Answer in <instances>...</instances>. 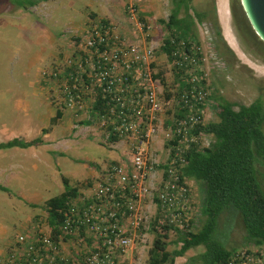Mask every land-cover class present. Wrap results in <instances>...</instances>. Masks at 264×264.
<instances>
[{"label": "built area", "instance_id": "obj_1", "mask_svg": "<svg viewBox=\"0 0 264 264\" xmlns=\"http://www.w3.org/2000/svg\"><path fill=\"white\" fill-rule=\"evenodd\" d=\"M123 11L130 39L120 24L88 17L70 33L75 34L66 49L38 69V77L55 112L68 111L73 129L99 135L107 144L112 137L122 140L124 157L100 169L89 192L70 199L53 228L34 224L17 235L3 264H134L136 240L144 242L151 228L160 234L164 227L188 231L200 215L182 172L187 153L211 141L196 128L216 114L205 82V63L213 67L219 61L210 26L197 24L207 42L204 52L198 41L191 42L189 51L199 53L197 59L183 40L170 39L171 66L188 61L182 73L188 84L176 94L175 112L169 114L171 97L152 78L154 46L145 42L150 26L133 3ZM158 133L162 143L169 142L163 154L149 146ZM254 251L236 250L227 264H264L262 252Z\"/></svg>", "mask_w": 264, "mask_h": 264}, {"label": "rangeland", "instance_id": "obj_2", "mask_svg": "<svg viewBox=\"0 0 264 264\" xmlns=\"http://www.w3.org/2000/svg\"><path fill=\"white\" fill-rule=\"evenodd\" d=\"M12 1L15 0H0L1 128L5 126L9 127L12 124V119L18 115V113H15L13 110V101L11 100L12 97L18 95L19 90L27 89V80L28 78L30 79L32 77H36L37 69L49 64H47L46 60L44 59H42V61H31V55L35 53L38 48L35 45L25 43L16 35L19 32V29H21L19 28V25H25V19H29L31 23H35V20H38L42 23L43 20L40 19V16H38V13L34 8L24 9L15 5V3ZM84 1L85 0H73V3L69 9L74 20L80 19L79 21H81L85 16L90 17L88 16V12L84 9ZM100 1L101 4L98 3L97 5L96 2L95 5L91 4V7L95 10L98 8L101 10H99L100 12L95 13L93 17L99 18L98 16L105 15L106 17L101 19L108 21L112 20V22L117 23L116 26L121 25L122 27L120 29L124 30L130 39L131 24L126 23L125 21L123 11L124 6L121 5V0ZM147 1L149 0H145V5H148ZM212 1L213 0H191L189 9L190 14L192 13L196 18L200 17L199 14H202L204 18L200 21L203 20L202 22H207V19L211 13ZM134 2L132 0L130 1V3H133L135 7L139 9L140 6L138 7V5ZM153 2L154 7L152 11H137V15L141 18V20L150 26V32L149 35L145 37V42L147 45L152 44L154 46L153 65L150 67L151 73L156 74L158 71L160 72L159 77L156 79L159 81L160 87L162 88L164 94L170 95L171 97V107L167 110L169 114H171L175 112L176 99L175 86L172 84V80L174 79V69L171 66L170 60L163 52L159 50L158 47L161 44L162 37L166 35V30H163V27L158 20L167 19L172 7V3L171 0H153ZM57 3L58 8L56 10L59 11H54V13L51 15V18L46 19V22H52L51 19L55 18L61 13L63 3L60 0H58ZM230 6H232L233 9L231 28L237 38V41L239 42L240 51L238 52V49H236L239 58L236 57L235 53L231 51L234 55L225 53L224 56H221L217 54L219 61H217L216 65L213 67H211V63H205V82L207 84L210 98L216 102L218 100V96H220L225 100L240 104H248L254 99L259 98V100L261 99L263 101L262 102L260 100L264 107V61L254 58V56L248 52L249 46L245 43L243 35L237 27L236 23L239 25L241 20L244 21V15L240 7L239 0H227V11L229 16H231ZM179 14H181V12ZM196 18H194V20ZM82 22L83 21L79 22V26ZM60 23L63 24H56L54 26L52 23L49 29L53 30L55 27L64 29L67 25L66 22ZM71 32L73 31L70 30L68 35L63 37V44L65 43L66 45V43L70 41L72 35L75 34H70ZM136 34L138 35V33ZM140 37L142 36H137L134 39L139 40ZM196 37L201 50L204 52L207 42L204 38H202L201 34L199 36L198 29H196ZM42 41H44V39H42ZM33 114L35 115V113ZM211 116V121L216 119L215 114ZM262 129L264 131V127H262ZM7 131L12 133V130H9V128ZM80 133L86 136V140L83 141V143L86 144H68L67 140H55L48 142V148L50 150H54L55 153H60L59 162L57 158L52 157L50 154L49 157L44 155V152L41 150V148L37 149V153L39 155L35 160L36 164L33 168L31 165L33 161L32 155H28L27 158H20L17 162L12 161L8 163V161L3 159L0 160L1 167H3L8 172L16 173L13 177L17 176V172H22L24 174L18 175L20 179L23 177L26 178V181L23 183L25 185L24 191L27 193H34L35 195L33 197H27H30L35 201V203H38L36 205H26L23 203L22 198H20V200H16L17 192L15 189L19 188V185L16 186L18 182L10 181L9 183L4 184L2 181H0V185H2L0 186V190L7 194V197L2 196L0 191V225L3 226L5 232L4 237L0 235V264H3L6 261L8 253L10 252L14 239L17 235H25L26 231L31 230L34 224L41 225L44 229H46V212L37 205L42 203V200L57 195L61 190V187H63L62 183L58 180V175L55 174L53 169H57L58 167L60 173L67 176L70 180H74V178L71 176L72 174L67 172V169L75 166H82L81 163L73 161L74 159H87L82 162L85 166H87L107 156V153L100 146V144L105 145L107 143H103L100 140L99 135H90L89 132L85 130H81ZM79 135L80 134H77L76 136ZM87 135L89 137H87ZM0 137L1 139H4L7 136ZM90 137H92V139ZM208 137L211 139L210 135H208ZM165 144H158L159 149H156L158 154H163L165 150ZM4 154L6 156V152ZM24 159L26 160L25 162L23 161ZM258 165L260 164L254 162L253 168L255 170L256 180L264 193V179L261 176L262 174H257L255 169L256 166L258 172L262 170V168ZM81 173L83 174L84 172L82 171ZM186 180L189 185L190 200L195 207H200L201 193L199 184L188 178H186ZM84 181H86V179L81 181L82 187L85 185ZM89 182H91V180ZM86 184L87 185L85 186L87 187L89 184ZM2 188H5V190ZM27 218L29 219V222L23 224V221ZM200 218L201 216L198 214L196 219H194L195 221H193L188 226V231H195L200 227ZM162 233H165V237L162 238V240L165 242L166 250L170 251L179 247L180 243H175L177 233L174 229H167ZM216 235L220 239H223V242L227 248L233 247L235 248V251L242 249L254 251L257 249L249 242L247 243V241L243 240L244 231L239 223L238 218L228 212H223L219 216L216 226ZM153 237L154 232L149 231L144 242H138V240H136L135 247L139 251V259L135 260L134 264L144 263L147 256V249L149 248ZM202 250V246L190 248L186 250L182 256L175 257L173 264H198L199 262L197 258L193 257L202 252Z\"/></svg>", "mask_w": 264, "mask_h": 264}, {"label": "trees", "instance_id": "obj_3", "mask_svg": "<svg viewBox=\"0 0 264 264\" xmlns=\"http://www.w3.org/2000/svg\"><path fill=\"white\" fill-rule=\"evenodd\" d=\"M36 1L15 0L12 2L26 9L33 6ZM190 2L191 0H171L172 7L167 19L158 20L163 30H166L159 50L168 59L171 57L170 51L173 48L170 39L176 42L183 40V48L190 56L195 59L200 56L199 53L189 51V47L191 42L197 43L198 41L197 24L203 21L200 20L204 16L199 14L200 17L196 18L192 13L190 14ZM230 12L232 19V6H230ZM90 17L94 18L93 15ZM208 22L215 52L221 56L225 53L233 55L221 36L213 9H211ZM236 24L245 43L249 46L248 52L254 58L264 61V43L251 30L245 16L244 21L241 20L239 25ZM186 63L188 64V61L179 59L177 67H173L172 84L175 86L177 95L180 89L188 84L186 76L182 75ZM159 74V71L152 74V78L159 77ZM260 100L256 98L248 104H240L218 96L215 102L216 119L196 127L204 134L210 135L211 141L208 146L199 150L192 149L187 153L188 162L182 172L185 178L199 184L201 225L195 231H180L173 228L177 233L175 243L178 242L180 245L170 251L166 250L165 242L162 240L165 233L160 234L151 228L154 237L147 249L146 260L143 264H173L175 257L182 256L186 250L196 246L203 247L202 252L193 257L197 258L198 264H227L235 253V248H227L223 239L216 235L217 221L223 212H228L238 218L244 231L243 240L257 248L254 253L261 251L264 255V193L256 180L253 168L254 162L259 163L258 166L262 170L258 172L256 166L255 169L257 174H262L264 179V131L262 129L264 127V107ZM58 115L59 112L56 111L55 117ZM51 123L52 119L49 120V124ZM42 131L44 132V128ZM114 140L116 138L112 137L111 141ZM41 143L42 140L39 137L27 141L13 137L0 141V148L14 146L25 148ZM167 145L169 142L165 144ZM60 179L63 186L62 191L37 205L45 210L47 226L50 228L61 220L66 204L79 193L75 186L68 183L66 177L61 175ZM2 189L5 190V188ZM163 229L167 230L168 227ZM246 251L250 252L249 249ZM262 261L264 262V257Z\"/></svg>", "mask_w": 264, "mask_h": 264}, {"label": "crops", "instance_id": "obj_4", "mask_svg": "<svg viewBox=\"0 0 264 264\" xmlns=\"http://www.w3.org/2000/svg\"><path fill=\"white\" fill-rule=\"evenodd\" d=\"M63 3L61 8V13L57 15L55 18L51 19L52 22H46V19L51 18L52 13L58 8V0H37L33 6L27 7V9L34 8L40 19L43 20L41 23L38 20H33L35 23H31L29 19H25V25H19L21 29L16 34L17 37L21 38L25 43L35 45L38 49L35 53H33L30 57L31 61L46 60L47 64L52 62L56 59L60 53V51L65 50L63 45V37L68 35L70 30L77 32L81 28L82 24L86 20V16L84 17L81 25L79 26L80 19L74 20L73 16L70 14V6L73 3V0H60ZM131 0H121V5L124 6L127 2ZM134 3L140 6L138 11H152L154 7L153 0L147 1L148 5H145V0H132ZM95 2L101 4L100 0H85L84 1V9L88 12V16L93 15L95 13L100 12L101 10L94 9L91 7V4L95 5ZM214 7H215V15L217 22L219 24L221 36L225 42V44L229 47V49L235 53V56L239 58L238 52L239 50V42L237 41L236 36L233 33L231 28L232 20L231 16L227 11V0H214ZM100 10V11H99ZM30 13V12H29ZM37 16V17H38ZM99 18H105V15L98 16ZM112 21V20H111ZM60 22H66V27L62 28H54L50 30L51 24L55 26L56 24H63ZM44 39V41H42ZM62 45V46H61ZM68 46V44H67ZM66 46V47H67ZM238 49V52L236 51ZM234 55V54H233ZM234 56V57H235ZM46 64V65H47ZM45 65V64H44ZM48 94V87L43 86L42 83L39 81L38 77V69L36 77L28 78L27 80V89L26 90H19L18 95L12 97V107L15 113H18L16 117L12 119V124L7 127H3L0 125V136H7L0 141L8 140L13 137H18L20 139L27 141L32 138L39 137L42 140L41 144H36L33 146H28L25 148L21 147H10V148H0V160L3 159L8 161V163L12 161H18L20 158H27L28 155H32V168L35 166V160L38 157L37 149L41 148L44 152V155L49 157V154L57 158L58 162L60 161V153H55L54 150H50L48 148V142L52 141H59V140H67L68 144H86L83 143L86 140V136L81 134L79 129H73L70 114L68 112L59 113L58 116L55 117V108L51 104L49 94ZM35 113V115L33 114ZM174 113V112H173ZM23 114V115H22ZM52 119V123L49 125V120ZM12 130V133H9L7 129ZM44 128V132L42 129ZM80 134L79 136H76ZM90 134V133H89ZM91 135V134H90ZM87 137H89L87 135ZM162 134L158 133L151 141H150V148L159 149L158 144H164ZM3 138V137H2ZM92 139V137H90ZM51 139V140H49ZM76 139V140H71ZM66 143V142H64ZM76 146V145H75ZM100 146L104 149L107 153V156L103 159L95 161V163L91 165L85 166L82 162L87 159H74L73 161L81 163L82 166L78 167H71L67 169V172L72 174L71 176L74 180H70L67 176L63 175L59 172V168L53 169L56 175H58V180L61 182L60 176H64L67 178L68 183L71 186H75L77 188V192L79 193H88L89 188L86 187V183H90L89 181H94L100 174L99 170L102 169L107 164H110L115 161L122 160L124 157L125 151V144L122 140H115L110 142L109 144ZM6 152V156L5 153ZM26 161L25 159L23 160ZM74 163V162H73ZM20 165V164H19ZM51 167V166H50ZM100 167V168H99ZM61 168V167H60ZM84 172L83 174L81 172ZM16 173L8 172L3 167L0 166V181L4 184L11 182H18L16 184L19 185V188H16V200L22 201L24 204H38L35 203L33 199L27 196L33 197L35 194L30 192H25L23 184L26 181V178H19L18 175H24L22 172H17V176L13 177ZM26 176V175H25ZM84 179L83 187L81 186ZM58 183V182H57ZM2 186V185H0ZM5 187V186H3ZM63 187H61L62 191ZM1 191L2 196H6L5 192ZM27 197V198H26ZM49 198V197H48ZM44 201V200H42ZM41 201V202H42ZM29 219H25L23 224L28 223ZM0 235L4 237L5 232L3 226L0 225Z\"/></svg>", "mask_w": 264, "mask_h": 264}, {"label": "water", "instance_id": "obj_5", "mask_svg": "<svg viewBox=\"0 0 264 264\" xmlns=\"http://www.w3.org/2000/svg\"><path fill=\"white\" fill-rule=\"evenodd\" d=\"M239 4L251 30L264 43V0H239Z\"/></svg>", "mask_w": 264, "mask_h": 264}, {"label": "flooded vegetation", "instance_id": "obj_6", "mask_svg": "<svg viewBox=\"0 0 264 264\" xmlns=\"http://www.w3.org/2000/svg\"><path fill=\"white\" fill-rule=\"evenodd\" d=\"M211 9H213L214 10V13H215L214 0L212 1V7H211ZM209 18H210V15H209L208 19ZM208 19H207V22H208ZM208 24H209V22H208ZM212 42H213V39H212Z\"/></svg>", "mask_w": 264, "mask_h": 264}]
</instances>
